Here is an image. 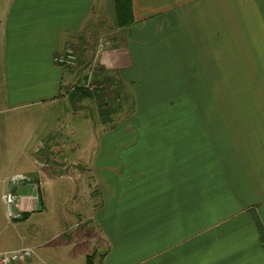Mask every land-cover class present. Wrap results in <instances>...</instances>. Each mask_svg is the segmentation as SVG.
<instances>
[{
  "label": "crops",
  "instance_id": "obj_1",
  "mask_svg": "<svg viewBox=\"0 0 264 264\" xmlns=\"http://www.w3.org/2000/svg\"><path fill=\"white\" fill-rule=\"evenodd\" d=\"M130 3L131 23L118 28L112 0H0V112L21 110L4 123L8 133L21 126L25 174L42 188L80 182L101 198L97 214L72 215L66 227L45 225L39 196L23 221L40 216L35 243L7 252L32 248L20 264H264V0ZM226 42L243 45L241 77L258 101H218L235 88L221 76ZM66 49L76 63L60 68L54 57ZM92 59L103 79L69 87ZM105 70L127 88L132 131L83 151L92 159L65 176L42 171L33 158L61 151L60 106L90 123L70 110L93 97L83 89L104 91ZM182 86L198 92L193 101L182 103ZM187 108L193 117L182 116Z\"/></svg>",
  "mask_w": 264,
  "mask_h": 264
},
{
  "label": "rangeland",
  "instance_id": "obj_2",
  "mask_svg": "<svg viewBox=\"0 0 264 264\" xmlns=\"http://www.w3.org/2000/svg\"><path fill=\"white\" fill-rule=\"evenodd\" d=\"M69 50L70 49H66L65 52ZM219 52L230 54L228 59L230 71L228 69L229 67H226L228 72L221 73V76L226 77L225 84L227 86H235V88L229 91V93H219L218 101L224 102L223 100H225L236 103L248 100L258 101L260 99L258 91L253 90L254 87L248 86L249 79L245 73L243 76L244 78L241 77L243 75L244 66L247 65V62L245 64L243 62V45L240 42L220 43ZM234 54H237V56L234 57ZM251 63L253 64L254 62L251 61ZM82 68V71H84L83 74H85L83 77L82 75L77 77L74 76V80L70 79L68 81L69 83L65 79L63 86L66 87L67 83L69 87H77L81 84L89 85L93 79L102 76L96 71L98 64L93 59L87 62L85 67L83 66ZM103 73L104 78L108 82H105L106 86L104 91H101V89L94 91L95 93H93L91 100H86L85 104L81 106L82 108L80 107V110L76 108H71L70 110L72 112H80V115H89V117H91L90 123H87L85 120L83 121L78 115L73 117H70V115L66 116V113H68L66 107L61 108L60 106L58 110L60 114L58 143L61 151L59 156H37L33 158L35 165L39 164L40 166H45L41 168L42 171L54 168L52 171H56L58 176H65V174L73 171L71 167L76 163L81 166V164H88L86 161L92 159L90 157H83V151L98 148L99 143L104 138L112 136L111 134L113 133L125 134L132 131L130 114L133 113L134 108L133 104H131L127 88H125V86L123 88L119 87L120 85L116 83L117 77L114 72L105 70ZM233 75L236 77H230ZM101 78L103 79V76ZM250 79L251 81L253 80V78ZM185 89L186 87L182 86V103L185 101H193L195 95H198V92H187ZM116 95H122V108L119 105V101L115 100ZM126 96L127 100L125 99ZM20 112L21 110L0 112V254L8 253L7 251L18 247H30L35 243L36 224L40 216L33 217L32 220L25 223L23 222L24 220L17 219L22 213H34L33 211L37 209V207H39L40 210L42 202L39 201V196L42 198V201H44L43 203L46 207L43 214L48 212L47 214L49 215V221L46 219V222H44L45 225L54 224L60 219L62 220L59 222L61 225H67L66 227H69L73 220L72 215L78 213H90V215L97 214V208L101 202L97 189L92 187L91 189L84 190L80 182L57 180L55 183H44V188L39 186V184H37L39 187L37 185H32L31 178L28 174H25L27 169L25 165L29 157L23 153L24 147L20 142L21 126L17 125L15 130L9 133L7 131L5 132L7 122L6 124L4 122L12 118L19 119V117L22 116ZM144 112L137 115V117L139 116L142 118ZM192 112H194L192 109H182V116L193 117L194 114H192ZM98 115H102L101 118L98 119ZM146 129L149 128H140L138 131L145 132L144 130ZM36 142L34 141L32 144ZM69 150L71 151L67 155ZM63 153L67 156L63 155ZM72 153H74V156H71ZM18 174L24 176L25 182L19 181L15 183L11 181V178ZM17 184L27 186L25 193L17 191V188L21 186ZM29 184H31V188H29ZM5 193L16 196V200L5 203L2 199V195ZM90 208L94 210H89ZM65 216L67 220L64 219ZM28 249H30L34 255V250L32 248Z\"/></svg>",
  "mask_w": 264,
  "mask_h": 264
},
{
  "label": "built area",
  "instance_id": "obj_3",
  "mask_svg": "<svg viewBox=\"0 0 264 264\" xmlns=\"http://www.w3.org/2000/svg\"><path fill=\"white\" fill-rule=\"evenodd\" d=\"M76 62L75 54L69 50L54 57V63L60 68L73 66ZM24 176L15 175L11 178L12 182L24 181ZM2 199L5 203L13 202L16 200V196H12L9 193L2 195ZM33 252L28 248H23L17 251L0 254V264H20V262L31 258Z\"/></svg>",
  "mask_w": 264,
  "mask_h": 264
},
{
  "label": "trees",
  "instance_id": "obj_4",
  "mask_svg": "<svg viewBox=\"0 0 264 264\" xmlns=\"http://www.w3.org/2000/svg\"><path fill=\"white\" fill-rule=\"evenodd\" d=\"M115 24L118 28L125 27L131 23L132 14H131V3L130 0H112ZM79 90V89H78ZM85 96H92L93 93L87 89H83ZM28 213H23L17 220H25L28 216ZM261 240L264 246V236H261Z\"/></svg>",
  "mask_w": 264,
  "mask_h": 264
}]
</instances>
